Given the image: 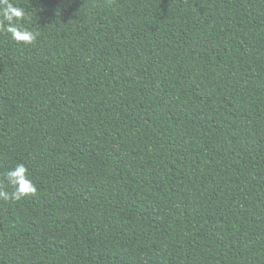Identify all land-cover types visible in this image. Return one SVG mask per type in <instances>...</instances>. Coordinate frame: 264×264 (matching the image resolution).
<instances>
[{"label":"trees","instance_id":"1","mask_svg":"<svg viewBox=\"0 0 264 264\" xmlns=\"http://www.w3.org/2000/svg\"><path fill=\"white\" fill-rule=\"evenodd\" d=\"M15 2L0 264H264V0Z\"/></svg>","mask_w":264,"mask_h":264},{"label":"clouds","instance_id":"2","mask_svg":"<svg viewBox=\"0 0 264 264\" xmlns=\"http://www.w3.org/2000/svg\"><path fill=\"white\" fill-rule=\"evenodd\" d=\"M27 12L15 0H0V34H6L17 44L32 45L38 33L25 26ZM3 181L11 186V191L4 190L0 185V200L20 201L28 195H35L38 191L29 176V170L24 163H17L4 173Z\"/></svg>","mask_w":264,"mask_h":264}]
</instances>
